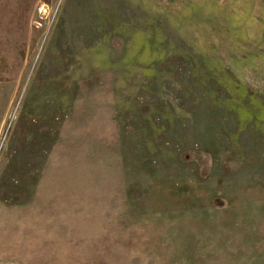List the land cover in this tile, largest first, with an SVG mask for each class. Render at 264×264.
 Returning a JSON list of instances; mask_svg holds the SVG:
<instances>
[{"label":"rangeland","instance_id":"obj_1","mask_svg":"<svg viewBox=\"0 0 264 264\" xmlns=\"http://www.w3.org/2000/svg\"><path fill=\"white\" fill-rule=\"evenodd\" d=\"M0 264H264V0H0Z\"/></svg>","mask_w":264,"mask_h":264}]
</instances>
